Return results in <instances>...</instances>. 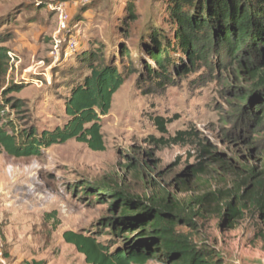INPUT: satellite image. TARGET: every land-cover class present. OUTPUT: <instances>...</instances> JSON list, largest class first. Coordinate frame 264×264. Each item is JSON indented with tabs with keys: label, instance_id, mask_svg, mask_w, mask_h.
<instances>
[{
	"label": "rangeland",
	"instance_id": "1",
	"mask_svg": "<svg viewBox=\"0 0 264 264\" xmlns=\"http://www.w3.org/2000/svg\"><path fill=\"white\" fill-rule=\"evenodd\" d=\"M54 1L0 0V34L10 36L4 46L11 54L2 87L25 86L8 95L22 108H8L10 116L0 124L12 121L19 130L42 132L66 122L64 99L72 80L81 81L86 73L69 52L71 40L81 52L101 44L105 58L115 60L120 70L124 48L131 57L123 62L133 73L102 120L105 151L71 140L39 158L0 154V264H87L66 243L69 231L93 236L111 252L124 249L137 240L138 231L115 236V227L106 223L120 218L116 193L146 203L168 199L191 222H179L177 231L219 264H264L260 213L247 205L242 219L229 225L223 212L227 199L255 191L264 178V125L255 128L253 116L240 108L249 106L248 99H239L254 79L236 67L201 69L163 91L147 93L149 84H139L148 61L144 44L152 28L172 32L169 0H62L69 16L66 30L50 7ZM130 4L136 8L134 22L127 17ZM158 116L171 120L165 135L153 121ZM183 131L190 132L183 143L153 142ZM195 167L201 172L193 176ZM138 264L172 263L157 243L146 248Z\"/></svg>",
	"mask_w": 264,
	"mask_h": 264
},
{
	"label": "trees",
	"instance_id": "2",
	"mask_svg": "<svg viewBox=\"0 0 264 264\" xmlns=\"http://www.w3.org/2000/svg\"><path fill=\"white\" fill-rule=\"evenodd\" d=\"M126 10L127 17L134 22L135 5L130 4ZM167 10L172 32L159 28L150 31L148 42L144 44L148 61L143 62L139 84H149L147 93L158 92L201 69L212 72L215 68L236 67L240 75L254 79L247 94L239 95L241 102L248 99L249 106L240 108L253 116L255 128H261L264 125V0H169ZM8 39L10 36L0 34V119L10 116L6 112L8 108L16 111L22 108L20 100L8 95L19 93L25 87L13 84L3 90L11 67L10 49L4 46ZM119 53L123 70L115 60L105 58L101 44L95 50H77L79 67L86 73L81 81L72 80L69 95L64 99L66 122L39 132L36 128L19 130L12 121L5 120L0 124V154L4 152L15 159L39 158L46 149L71 140L84 143L93 151H105L102 120L109 115L114 96L133 73L123 62V58L131 55L124 48ZM153 121L160 133L167 134L170 119L158 116ZM188 135L190 132L183 131L174 138L153 142L177 145L185 142ZM202 150V156L209 154L205 145ZM199 172L201 168L195 167L190 174L194 176ZM252 191L236 193L227 199L223 212L229 225L242 219L247 205L264 219V178ZM106 193L100 190L101 195L106 196ZM112 197L120 218L106 223L115 227V236L137 229V240L111 252L93 236L66 232V243L74 245L85 256L87 264H138L146 248L155 247L157 243L172 264H219L210 252H202L188 235L177 231L179 222H191L184 219L182 211L168 199L146 203L121 193ZM245 199L247 203L243 204Z\"/></svg>",
	"mask_w": 264,
	"mask_h": 264
},
{
	"label": "built area",
	"instance_id": "3",
	"mask_svg": "<svg viewBox=\"0 0 264 264\" xmlns=\"http://www.w3.org/2000/svg\"><path fill=\"white\" fill-rule=\"evenodd\" d=\"M62 0H55L54 2H52L51 4V8L55 9L56 12H58L59 17H60V29L61 30H66L68 27V20H69V16L65 13V3L61 2ZM78 50V45L77 42L75 40H71L69 42V52L72 54H75ZM11 55V54H10Z\"/></svg>",
	"mask_w": 264,
	"mask_h": 264
}]
</instances>
